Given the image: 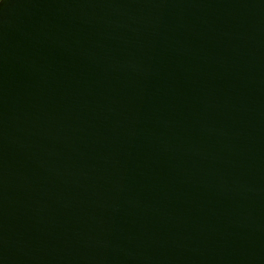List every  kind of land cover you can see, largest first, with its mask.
<instances>
[{
  "label": "water",
  "instance_id": "95a60500",
  "mask_svg": "<svg viewBox=\"0 0 264 264\" xmlns=\"http://www.w3.org/2000/svg\"><path fill=\"white\" fill-rule=\"evenodd\" d=\"M0 264H264V0H0Z\"/></svg>",
  "mask_w": 264,
  "mask_h": 264
}]
</instances>
